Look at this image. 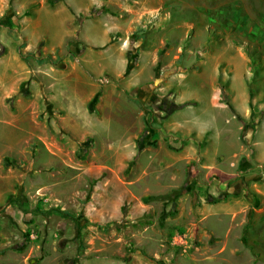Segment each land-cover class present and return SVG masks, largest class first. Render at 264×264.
<instances>
[{
	"label": "rangeland",
	"instance_id": "rangeland-1",
	"mask_svg": "<svg viewBox=\"0 0 264 264\" xmlns=\"http://www.w3.org/2000/svg\"><path fill=\"white\" fill-rule=\"evenodd\" d=\"M261 79L264 0H0V264H264Z\"/></svg>",
	"mask_w": 264,
	"mask_h": 264
},
{
	"label": "crops",
	"instance_id": "crops-1",
	"mask_svg": "<svg viewBox=\"0 0 264 264\" xmlns=\"http://www.w3.org/2000/svg\"><path fill=\"white\" fill-rule=\"evenodd\" d=\"M186 7H183V9ZM193 9H198V7L193 6L190 7ZM203 14V13H202ZM178 20V19H177ZM187 20V19H185ZM194 21H201L199 18H196ZM180 22V19L178 21V23ZM177 25H175L176 27H180L183 26V24L179 23ZM186 23V22H184ZM191 22H189L190 24ZM199 24H201L200 22L197 23H193L192 22V26H198ZM218 25V23H217ZM218 30V29H217ZM223 31V30H222ZM221 30H218V32H222ZM213 34L212 30L210 32L209 29V37H211V35ZM223 38V37H222ZM218 41V40H216ZM185 53L181 52L179 58L182 59L183 61L185 60ZM179 105H186L189 108H193V106L190 105H195L197 103V101H176ZM209 103V101H207ZM210 104V103H209ZM215 105V103L211 102V106L213 107V105ZM219 104L222 106V108H230V105H232V107L235 109L236 114H242L246 117H250L251 115H253V118H256L257 116L261 117V113L264 111V101H245V104L243 106V108H239L236 104L235 101H219ZM194 109V108H193ZM192 109V110H193ZM214 110V109H213ZM216 111V110H215ZM233 111V109H232ZM191 112V111H190ZM234 112V111H233ZM250 127V128H249ZM248 129V143L252 146V148L254 149V152L256 154V159H257V164H255V166H264V122H262V124L258 125L259 130L253 126H249ZM257 130V131H254ZM250 200V199H249ZM248 201V199L245 200V202ZM244 209L247 210V216L250 215V218L253 214V212L256 211V209L250 207L248 204L246 206H244ZM254 210V211H253Z\"/></svg>",
	"mask_w": 264,
	"mask_h": 264
},
{
	"label": "trees",
	"instance_id": "trees-1",
	"mask_svg": "<svg viewBox=\"0 0 264 264\" xmlns=\"http://www.w3.org/2000/svg\"><path fill=\"white\" fill-rule=\"evenodd\" d=\"M106 12H109V9H107V8H105L104 9ZM213 35V34H212ZM211 35V37H215V36H217L215 33H214V36H212ZM259 66H257V67H255V70H254V72L255 71H257V70H259ZM258 76V75H257ZM256 78V77H255ZM261 81H264V79H261ZM256 82V81H255ZM221 89H222V96H223V98L228 102L229 101V98L227 97V96H225V93H227L228 92V94H229V92H230V89H228V86L225 84V83H222V85H221ZM227 90V91H226ZM138 103L139 104H141V105H143L142 103H141V101H138ZM183 106H185V105H179V106H177V107H174L173 109H171V110H169V112L170 111H173V110H176V109H179V108H182ZM230 107L233 109V111L236 113V111H235V109L232 107V105H230ZM56 210H58V211H60L61 213H64V214H68V212H66V211H61L60 209H56Z\"/></svg>",
	"mask_w": 264,
	"mask_h": 264
}]
</instances>
